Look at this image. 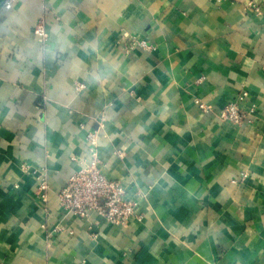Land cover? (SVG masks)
Wrapping results in <instances>:
<instances>
[{"label":"crops","instance_id":"0c3cea01","mask_svg":"<svg viewBox=\"0 0 264 264\" xmlns=\"http://www.w3.org/2000/svg\"><path fill=\"white\" fill-rule=\"evenodd\" d=\"M7 1L0 264H264V0ZM91 161L126 225L62 210Z\"/></svg>","mask_w":264,"mask_h":264},{"label":"built area","instance_id":"2783aa9c","mask_svg":"<svg viewBox=\"0 0 264 264\" xmlns=\"http://www.w3.org/2000/svg\"><path fill=\"white\" fill-rule=\"evenodd\" d=\"M14 0H8L5 7L10 8ZM35 33L46 39L45 23L40 20L35 27ZM247 93L239 95L236 101L226 105L221 112L223 120L238 124L243 120L239 103ZM203 106V105H202ZM94 135L88 139L94 143ZM40 189L45 193L47 182L41 179ZM60 205L64 212L72 213L80 218H87L91 213H97L109 223L124 226L135 215V203L127 198L126 188L119 180L104 176L96 161L78 168L68 179L58 193Z\"/></svg>","mask_w":264,"mask_h":264}]
</instances>
